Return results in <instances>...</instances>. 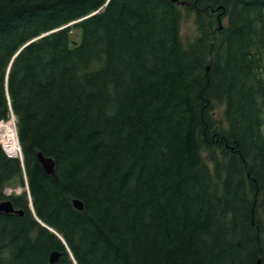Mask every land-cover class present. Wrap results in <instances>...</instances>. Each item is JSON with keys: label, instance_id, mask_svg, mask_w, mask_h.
Masks as SVG:
<instances>
[{"label": "trees", "instance_id": "trees-1", "mask_svg": "<svg viewBox=\"0 0 264 264\" xmlns=\"http://www.w3.org/2000/svg\"><path fill=\"white\" fill-rule=\"evenodd\" d=\"M180 1L0 0V264H264V0Z\"/></svg>", "mask_w": 264, "mask_h": 264}, {"label": "water", "instance_id": "water-1", "mask_svg": "<svg viewBox=\"0 0 264 264\" xmlns=\"http://www.w3.org/2000/svg\"><path fill=\"white\" fill-rule=\"evenodd\" d=\"M171 2L174 4H179V5H185L186 4L185 2H181L180 0H171ZM50 33H52V32H50ZM50 33H48V34H50ZM48 34H45L44 36H46ZM12 118H15V116L13 115ZM37 159H38L39 163L41 164V166H42V168L46 174L52 175V176L55 175V171H54L55 162L52 158H48V157L44 156V154L42 152H38L37 153ZM73 204L77 210H80V211L83 210V204L79 200H74ZM31 208H32V205H31ZM0 213L23 215L24 211L23 210H16L10 200H5V201L0 203ZM42 226L48 228L51 232L56 234V232L54 230L47 227L45 224H42ZM60 255L61 254L58 252H53L50 256V263L56 264L59 260Z\"/></svg>", "mask_w": 264, "mask_h": 264}, {"label": "rangeland", "instance_id": "rangeland-1", "mask_svg": "<svg viewBox=\"0 0 264 264\" xmlns=\"http://www.w3.org/2000/svg\"><path fill=\"white\" fill-rule=\"evenodd\" d=\"M179 10L182 14L181 39L185 44H187V43L192 42L198 35L197 26H196V22H195V14L193 12H188L184 8V5H179ZM223 23H224V21H223ZM72 40L77 42V43L79 42V33L78 32H74L72 34ZM221 115H222V108H220L219 111L217 112V117L219 118L220 121H222ZM0 145L2 146L3 149H5L4 145L2 143H0ZM6 153H7V151H6ZM19 155L20 154L18 153L17 156L19 157ZM22 191H23V189L19 185H13V186L7 188L5 192L7 194L19 195L18 193H21Z\"/></svg>", "mask_w": 264, "mask_h": 264}, {"label": "bare ground", "instance_id": "bare-ground-1", "mask_svg": "<svg viewBox=\"0 0 264 264\" xmlns=\"http://www.w3.org/2000/svg\"><path fill=\"white\" fill-rule=\"evenodd\" d=\"M0 137L8 153L12 155L19 153L20 144L15 118H12L9 122L0 123Z\"/></svg>", "mask_w": 264, "mask_h": 264}, {"label": "built area", "instance_id": "built-area-1", "mask_svg": "<svg viewBox=\"0 0 264 264\" xmlns=\"http://www.w3.org/2000/svg\"><path fill=\"white\" fill-rule=\"evenodd\" d=\"M6 150V149H5ZM7 151V150H6ZM7 155L9 156V157H17V154L16 155H12V154H10V153H8L7 152Z\"/></svg>", "mask_w": 264, "mask_h": 264}]
</instances>
